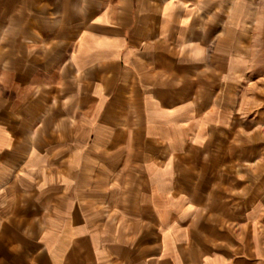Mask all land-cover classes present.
Masks as SVG:
<instances>
[{
    "label": "crops",
    "instance_id": "0c3cea01",
    "mask_svg": "<svg viewBox=\"0 0 264 264\" xmlns=\"http://www.w3.org/2000/svg\"><path fill=\"white\" fill-rule=\"evenodd\" d=\"M0 264H264V0H0Z\"/></svg>",
    "mask_w": 264,
    "mask_h": 264
}]
</instances>
